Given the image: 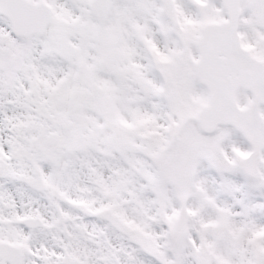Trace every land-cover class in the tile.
I'll return each mask as SVG.
<instances>
[{
    "label": "snow or ice",
    "instance_id": "1",
    "mask_svg": "<svg viewBox=\"0 0 264 264\" xmlns=\"http://www.w3.org/2000/svg\"><path fill=\"white\" fill-rule=\"evenodd\" d=\"M0 264H264V0H0Z\"/></svg>",
    "mask_w": 264,
    "mask_h": 264
}]
</instances>
